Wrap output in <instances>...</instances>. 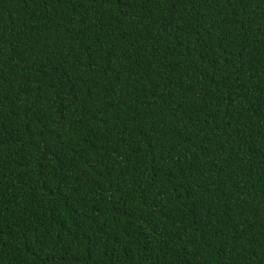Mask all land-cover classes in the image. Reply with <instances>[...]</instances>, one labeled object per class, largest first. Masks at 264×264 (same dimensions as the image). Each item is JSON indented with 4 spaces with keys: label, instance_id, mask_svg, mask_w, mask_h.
Masks as SVG:
<instances>
[{
    "label": "trees",
    "instance_id": "obj_1",
    "mask_svg": "<svg viewBox=\"0 0 264 264\" xmlns=\"http://www.w3.org/2000/svg\"><path fill=\"white\" fill-rule=\"evenodd\" d=\"M0 264H264V0H0Z\"/></svg>",
    "mask_w": 264,
    "mask_h": 264
}]
</instances>
